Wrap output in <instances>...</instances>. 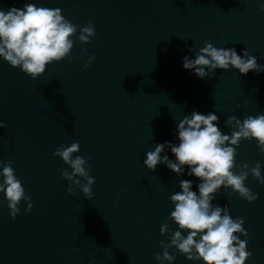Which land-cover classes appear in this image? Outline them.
<instances>
[{
    "label": "clouds",
    "instance_id": "1",
    "mask_svg": "<svg viewBox=\"0 0 264 264\" xmlns=\"http://www.w3.org/2000/svg\"><path fill=\"white\" fill-rule=\"evenodd\" d=\"M260 7L264 9V4ZM61 13L60 8L37 7L33 3H27L23 8L13 6L7 11L0 9V57H3L11 67H19L33 79L45 72L46 65L70 57L74 46L70 37L77 32L79 26L72 24ZM79 29L81 34L78 39L82 43H90L89 37L95 35L93 24L89 22ZM244 56L247 59L238 55L234 47L218 49L210 41H205L204 47L200 49L194 60L187 56L183 58V67L186 70H194V74L201 79L208 75L205 68L228 70L231 65L242 75H247L249 71H264L258 66L257 58L250 55L247 50H244ZM94 58L91 57L84 67H88ZM217 120L218 116L211 112L207 115L193 112L191 117L185 116L178 124V145L165 141L157 144L154 151L146 154L144 164L148 169L155 171L157 165L161 163L160 154L167 145L176 160L172 162L164 156L163 162L167 167L177 175H181L186 166L189 169L188 175L195 176L201 181L198 185L199 195L191 190L190 180H182L180 183L182 191L171 195L170 199L175 208L170 213V218L179 229L186 230L188 235L183 238L181 231L177 230L171 236L170 245L165 246L161 241L165 251L162 257L160 254L155 255L157 260L174 259L167 251L171 246L186 254L188 260H202L203 264H245L251 256L246 250L247 241L235 235L241 233L247 236L243 228V218L233 219L226 207L223 209L220 206L213 207L211 201L221 186H230L232 191L238 192L239 196L249 203L258 198L244 184L248 172L235 174L232 169L235 166L236 148L239 147L241 138L256 139L260 152L264 153V115L248 116L242 124L235 117H229L228 123L236 120L235 126L239 129L232 132L231 136L221 133L214 123ZM5 126L4 122L0 121V128ZM79 150L80 144L73 142L68 147L64 145L57 147L52 155L60 157L65 164L70 165L71 173L61 170L64 178L70 181L76 176L84 178L86 183L81 185L80 180H76L75 184L81 186L83 194L91 199L95 179L89 174L90 169L84 167L87 163L85 157L79 155L72 157V154ZM0 165L3 166L0 172V176L3 177L0 192L8 201L10 216L15 220L20 213V202L30 201L31 197L25 194L21 180L15 175L12 161L0 160ZM242 167L247 169L248 165L243 164ZM251 174L264 185L259 162L251 168ZM67 191L75 194V189L71 186ZM31 209L30 203L25 209L26 214ZM166 231L168 225L164 223L160 232L163 234Z\"/></svg>",
    "mask_w": 264,
    "mask_h": 264
}]
</instances>
